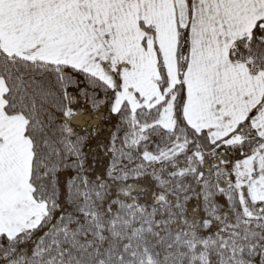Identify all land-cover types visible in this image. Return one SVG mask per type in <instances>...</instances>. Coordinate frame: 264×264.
Masks as SVG:
<instances>
[{"label":"snow or ice","instance_id":"obj_1","mask_svg":"<svg viewBox=\"0 0 264 264\" xmlns=\"http://www.w3.org/2000/svg\"><path fill=\"white\" fill-rule=\"evenodd\" d=\"M0 264H264V0H0Z\"/></svg>","mask_w":264,"mask_h":264}]
</instances>
